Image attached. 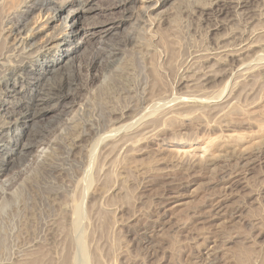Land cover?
<instances>
[{"label":"rangeland","instance_id":"1","mask_svg":"<svg viewBox=\"0 0 264 264\" xmlns=\"http://www.w3.org/2000/svg\"><path fill=\"white\" fill-rule=\"evenodd\" d=\"M12 1L0 0V128L24 83L11 73L60 54L59 19L81 7L51 19L50 5ZM85 1L70 69L47 75L70 97L0 171V264L38 252L43 264H264V0ZM170 196L180 204L165 213Z\"/></svg>","mask_w":264,"mask_h":264},{"label":"bare ground","instance_id":"2","mask_svg":"<svg viewBox=\"0 0 264 264\" xmlns=\"http://www.w3.org/2000/svg\"><path fill=\"white\" fill-rule=\"evenodd\" d=\"M15 2V0H13ZM12 1V2H13ZM19 2V0H17ZM82 1V0H81ZM133 1V0H132ZM168 0H163V3H166ZM222 1V0H221ZM73 2H76L77 5H80L81 7L78 9L76 8H71V10L68 11V13L63 16L62 18L60 17V23L61 26L60 28L62 29H67V35L66 38L62 39V40H58L56 45H55V51H57V49H61L64 45L65 47L62 48L63 50L60 52V54H56L54 55L53 59H47L45 57H42L38 60L34 61H28L27 66L24 68H20L17 72L11 73V75L9 76L10 78L14 79L16 77H19L21 79L24 80L23 84H20V86H16L15 84L11 86V88H9L8 90V94L9 96L13 99L9 105L6 104V106H3V110H5L6 114L8 115V118L10 119L8 121V125L5 124V126H2L0 128V171L2 172V170L5 169V166H7L9 164V162L12 160V155L15 152H19L22 153L24 152L27 148H29L31 146V142L28 139V137L31 135L30 133L32 132V128H34L33 126L35 125L34 120H36V118H40L43 115H45L46 113H48L49 111H52L53 109H55L57 106H63L61 105V103H63L65 101L66 98L70 97V92L67 91H63L64 88L61 89L62 85H60L59 88H54L53 86H51L49 83L47 84V80H50L49 76L51 75H55V73H65L66 70H62L60 67L61 63L66 64V66L64 65V67L70 69V65H71V56L73 55L72 53L75 52V50L78 47V43L75 39V32L77 31V27L76 28V20H77V15H78V11L83 12L85 11V4L86 1L84 0V2L82 1V3H78L77 0H29V4L26 5L27 8L26 10H30V9H34V8H39V7H47L49 6V8L47 10L50 11V18L51 19H55L57 14L59 12H61L63 9H65V6H72ZM238 2V1H237ZM10 3V2H9ZM20 3H22V1H20ZM162 3V5H163ZM239 3V2H238ZM237 3V5H238ZM241 3V2H240ZM13 4V3H12ZM157 4V3H155ZM200 4V3H199ZM216 4L219 5V2H216ZM263 4V3H262ZM16 5L17 2H16ZM48 5V6H47ZM198 5V4H197ZM12 6V5H11ZM15 6V3H14ZM203 6V5H202ZM209 6V5H208ZM223 6V5H222ZM150 7V6H149ZM204 7V6H203ZM88 8V7H87ZM148 8V7H147ZM225 8V7H224ZM12 9V8H11ZM87 10V9H86ZM221 10V9H219ZM25 11V10H24ZM48 11V12H49ZM46 12V11H45ZM21 13L23 14L24 12L21 11ZM21 14V15H22ZM25 14V13H24ZM20 14L14 18L15 20L13 22L16 21V24L19 23V20L21 19ZM59 18V17H58ZM27 30V29H26ZM54 31V30H53ZM61 31V29H60ZM65 31V32H66ZM61 33V32H60ZM54 35H50V38L53 37ZM85 41V39H84ZM18 45V43H17ZM245 45V44H244ZM236 46V45H235ZM250 48V47H249ZM8 49V48H7ZM240 50H242V48H239ZM104 50V49H103ZM237 50V49H236ZM234 50L231 53H227L226 54H237L239 52ZM9 51V50H8ZM36 51V50H35ZM101 51V50H100ZM229 51V50H228ZM34 52V51H33ZM221 53V52H220ZM2 54V53H1ZM30 54V53H29ZM111 54V53H110ZM117 55V54H116ZM207 55V54H206ZM216 55V54H215ZM74 56V55H73ZM208 56V55H207ZM220 56V55H219ZM225 56V55H224ZM221 57V56H220ZM239 57V56H238ZM223 58V57H222ZM24 59V58H23ZM42 59V60H41ZM200 59V58H199ZM238 59V58H237ZM214 60V59H213ZM231 60V59H230ZM15 61V60H14ZM26 61V60H25ZM34 62V63H33ZM216 62V61H215ZM223 63V62H222ZM260 67V66H259ZM17 68V67H16ZM251 68V67H250ZM65 69V68H64ZM67 69V70H68ZM243 70V69H242ZM1 73V72H0ZM67 75V73H66ZM262 76V75H261ZM67 78V77H66ZM54 80V79H53ZM206 80V79H205ZM7 81V80H6ZM72 80H70L68 82H65V86L70 85ZM45 82V83H44ZM63 82V83H64ZM73 82V81H72ZM8 83V82H7ZM18 87V88H17ZM70 87V86H69ZM68 87V88H69ZM67 89V87H66ZM7 90V89H6ZM21 97H23L21 99ZM208 99V98H207ZM197 100V99H196ZM201 100V99H200ZM64 104V103H63ZM203 104V103H202ZM234 107V106H233ZM236 108V107H234ZM232 112H236V110H232ZM57 113V112H56ZM12 118V120H11ZM6 123V122H5ZM12 123V124H11ZM148 123V122H147ZM150 123V122H149ZM121 125V124H120ZM124 125V124H123ZM19 126V127H18ZM6 127V128H4ZM125 127V125H124ZM143 128V126H141ZM14 129L16 130L15 133L12 135L11 133H9L10 129ZM112 128V127H111ZM114 129V128H113ZM146 129V128H145ZM34 130V129H33ZM119 130V129H118ZM147 130V129H146ZM145 130V132H146ZM35 132V131H34ZM86 133V132H85ZM116 133V132H115ZM34 134V133H33ZM97 134V132H96ZM234 134V133H233ZM231 134H226L225 137H227L230 141L232 140V142L234 140H238L239 135H233ZM142 135V134H140ZM27 136V141L22 142V139L24 137ZM111 136V135H110ZM80 138V137H79ZM98 138V137H97ZM138 138V137H137ZM140 138V137H139ZM144 138V137H143ZM142 138V139H143ZM128 139V138H127ZM134 139V138H132ZM25 140V139H24ZM124 140V139H123ZM129 140V139H128ZM131 141V139H130ZM139 141V140H137ZM239 141V140H238ZM125 142V141H124ZM129 142V141H128ZM136 142V141H135ZM221 142V141H220ZM228 143V141H226ZM117 143V142H116ZM115 143V144H116ZM120 143V142H119ZM123 143V141H122ZM121 143V144H122ZM126 143V142H125ZM225 143V142H224ZM235 143V142H234ZM92 144V143H91ZM97 144V143H96ZM129 144V143H127ZM131 144V143H130ZM133 144V143H132ZM106 145V144H105ZM128 146V145H127ZM221 146V145H220ZM224 146V145H223ZM92 147V146H91ZM82 148V147H81ZM119 148V147H118ZM205 152V151H204ZM193 155V154H192ZM198 155V154H197ZM196 155V156H197ZM204 155V153H203ZM19 156V155H18ZM195 156V155H194ZM256 157V156H255ZM206 158V157H205ZM257 158V157H256ZM18 160V159H17ZM12 162V161H11ZM46 169V168H45ZM231 176V175H230ZM221 179V178H220ZM223 181V180H222ZM226 183H228V181H225ZM177 193V192H176ZM161 195V194H160ZM171 195V194H170ZM176 195V194H175ZM164 197V196H163ZM215 198H217L218 204L216 205L215 208H212L213 210H211L212 212L215 211V209H217L218 211L220 210L219 207H221L222 205V200H224V198L222 197L221 194H218V196H216ZM159 200V199H158ZM164 200V199H163ZM180 199L178 198V196H170L167 197L164 202L163 205L161 206V209L163 211H165V213H167L168 211L170 212H175V206H178L180 203L178 202ZM217 200H215L217 202ZM77 201V200H76ZM214 202V203H216ZM78 203V202H77ZM78 205V204H77ZM212 205V204H211ZM79 206V205H78ZM81 207V206H80ZM223 207V206H222ZM74 208H76L74 206ZM160 208V207H159ZM178 208V207H177ZM78 209V208H77ZM76 210V209H75ZM81 210V208H80ZM73 212V211H72ZM75 212V211H74ZM78 211L76 210L75 213H77ZM209 212V211H208ZM209 214V216H211L214 213H218L217 211ZM79 213V212H78ZM71 214V213H70ZM76 215V214H75ZM81 215V214H80ZM215 215V214H214ZM209 216L206 217L209 218ZM213 216V215H212ZM212 216L210 218H212ZM78 217V216H77ZM205 217V215H204ZM216 217V216H215ZM213 217V218H215ZM74 218V217H73ZM212 218V219H213ZM211 219V220H212ZM74 220V219H73ZM80 220V219H79ZM205 220V219H204ZM206 221L208 222V220L206 219ZM205 222V221H204ZM73 223V222H72ZM156 223V222H155ZM160 223V222H159ZM156 225V224H155ZM162 225V224H161ZM149 226V225H148ZM152 228V227H151ZM36 256L34 258H30L29 263H26L27 260L25 261L26 264H30L31 262L37 263L39 262V260L37 259H41V263L43 264V260L45 258L44 254L42 252H38L36 253ZM32 257V255L30 256ZM27 258V257H26ZM29 258V256H28ZM24 264V263H23Z\"/></svg>","mask_w":264,"mask_h":264}]
</instances>
